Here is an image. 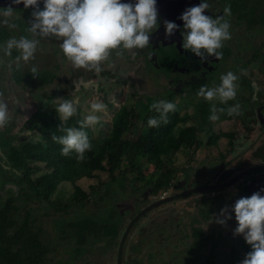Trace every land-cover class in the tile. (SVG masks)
<instances>
[{
    "label": "trees",
    "instance_id": "obj_1",
    "mask_svg": "<svg viewBox=\"0 0 264 264\" xmlns=\"http://www.w3.org/2000/svg\"><path fill=\"white\" fill-rule=\"evenodd\" d=\"M26 11L31 13L33 10ZM15 21L16 29L22 35H29L25 31L26 23ZM6 38V30L0 25V44ZM46 77L45 73L37 76L43 85L47 82ZM53 77L51 75L49 80ZM11 78L15 90L21 82L33 80V75L21 74L14 68ZM27 94L30 91L24 95L18 93L25 100ZM172 97L166 98L170 101ZM138 104L120 107L112 119L109 134L101 139H93L89 127L83 129L93 146L84 154L83 160H78L75 152L61 155L62 146L51 138L53 134L64 135L61 128H79L83 122L79 110L64 122L55 111L59 104L46 106L42 113L34 115L35 120L25 121L14 134L16 143L0 130V264H66L67 261L77 264L82 259L85 262L89 251L98 249L104 240H107L106 250H114L116 264L119 240L127 226L119 224L121 220L117 217H126L128 208L125 204L131 199H139V193L146 188L153 190L152 197L160 188L164 189L160 194L165 192L174 180L172 157L192 144L189 130L179 126L188 122L187 114L175 110L168 114V124L149 128L148 119H158L159 114L151 110L150 105L140 111ZM202 104L193 118L196 123H207L212 114L209 104ZM13 113L9 125L12 130L19 109ZM150 166L152 172L145 174L143 169ZM101 172L107 173L109 183H119L125 190L132 187L133 192L122 203H115L105 189L92 186L88 195L77 187L76 182L80 179H91ZM64 183H69L74 190L66 199L57 195L59 185ZM88 200L93 208L75 214ZM103 210L108 214H103ZM107 251L104 264L110 258ZM94 252L99 255L98 251ZM124 255L123 246L122 264H140L137 260L126 263Z\"/></svg>",
    "mask_w": 264,
    "mask_h": 264
},
{
    "label": "rangeland",
    "instance_id": "obj_2",
    "mask_svg": "<svg viewBox=\"0 0 264 264\" xmlns=\"http://www.w3.org/2000/svg\"><path fill=\"white\" fill-rule=\"evenodd\" d=\"M31 14L32 12L30 13L26 11V9L25 11H17L12 18L13 22L15 23V20H20L24 21V23L27 24V22L31 19ZM0 25L2 28H5L7 34V38L2 42V44H4L8 39L12 37L19 38L20 36H22L21 32H19L16 28L12 29L3 24ZM261 29L264 30V27ZM258 31L256 34L252 33L249 38H247V35L249 33L241 32L243 38L239 41H236V37L233 38L231 36L230 40L225 41V44H227L226 48L228 51H230V54H228V57L225 58V61H223L224 53L222 49L220 50V52L222 53V60L218 64V68L215 71L209 73V75L203 80V82L195 84L188 83L181 87L179 90L182 92V94L179 93V97L173 96L171 98L172 100L170 101H168L167 98H163V100L174 103L176 105V110L180 113H193L196 115L199 113L197 112L198 108L201 109V105H203L202 102L205 101L203 98L197 95L199 88L201 86H207L209 88L218 86L220 84L221 75L231 71L239 77L237 81L239 85L237 93L242 96L241 98L246 97L253 100V103L255 105L251 109L261 106L259 105V102L261 101L257 99L258 96L256 95V90L249 88L248 85V82L252 81V71H249V69H243L239 74V69L237 70L236 67V65L240 63V60L242 59L240 51L244 48L243 46L248 45L246 47L252 49V45L254 43L264 44V35L258 40V42H256V39L258 38ZM60 43L61 41L57 40L56 38L41 39L35 59L28 62L27 64H24L23 67L19 70L21 74L30 75L32 74L31 67L36 66L38 68V73L47 74V82H45V85H43L44 82H42L37 77L33 78V80H26L25 78H23V80L26 81L21 82L20 86L18 85L14 87L15 90H13L12 85H14V82L11 78L12 69L15 68V65L13 64V67L11 69L8 67V65L9 63H12L14 61L15 57L19 53L14 49L12 52V57H5L3 56V53L0 52V94H2L0 95V99H5V102H7L9 106V116H11V113L18 111L19 109L18 120L14 126V129L12 130V128L9 126L11 123L10 117L9 124L4 127L1 132L5 136H7V139L14 140V143L17 142L16 136L14 134L19 132L21 126L25 121L27 122L29 121V119H32L34 115L42 113V109L46 106L51 107V105H55L56 103L58 105L62 99H65L69 96L70 97L68 99H75L78 101L77 110L80 111V115L83 120L87 115L91 114V104L93 102H102L104 105H106V110L104 112L96 113V115L100 117V123L94 127H89L93 139L96 140L101 139L109 134L112 119L115 113L120 109V107L124 105L132 106L139 103V110L142 111L145 105L151 106L154 102L159 101V96L164 97L165 94L159 91H163L162 87L164 84L162 81H164V79L155 69L151 67L147 68L143 72H141L143 75H139L136 71L135 74H132L131 72L133 71V69L135 67L139 68V66L133 65V63L129 62L128 64L124 63L119 58V56H117V59L114 53L115 56L113 55V58L110 57L109 62L114 67H116V69L113 71V69L110 68L111 66H108L107 64L102 66V73L109 72L112 74V76H110V79L108 78V80L104 77L94 78L90 71L75 68L71 64V62L65 58L60 49ZM255 47L257 46L255 45ZM245 52L247 53V51ZM260 72L264 78V68L260 69ZM85 73H87V75H85V78L83 79L82 77ZM51 75H54L52 81L49 80V78H51ZM182 76H180V78H182ZM85 79L86 81H84ZM48 82L49 84H46ZM83 82L85 83L84 85L88 90L86 91V93L82 92L83 90L81 87V83ZM90 90L96 91L90 93ZM27 91H30V94H27L28 96L26 97V100L22 99L18 95V93H20V95H24V93H26ZM251 91H253V97L257 96L256 99L251 98ZM82 96H85V99L82 98ZM232 101L233 102L227 103V107H230L231 104L234 103L233 106L239 104L241 108L240 110H246V106H242V102L245 100L242 101L241 99H237L236 95L235 100ZM205 102L210 105L220 103L219 101ZM109 104H111L112 107H109ZM225 114H227V112H225ZM235 117L240 118V116ZM33 119L35 120V118ZM241 121V119L235 120L238 125L241 124ZM33 130H36V128H33ZM228 131L231 132V128ZM261 146L258 147L259 149L257 153L259 154L258 156L264 158V144ZM172 161L175 164L174 166L179 165L181 161L180 155L173 156ZM190 166H192L195 170H193V172L190 171L189 174H186L183 178H181L180 185L187 184L186 186L199 187L206 181H208L207 183H209V173H207L206 163L200 162L198 160H193ZM152 170V166L143 169L145 174L152 172ZM96 174L97 176H95L94 178H83L77 181V187H79L83 193L88 195L91 191L92 186H94V188L98 187L101 190L105 189V191L109 192V198L115 199V203H122L126 198H128L127 196L133 192L132 187L126 188L125 190L123 186L118 185L119 183H109V177L105 172ZM183 188L184 186L178 187L177 190ZM163 190L164 189L162 188L158 189L155 193V196H151L148 199L147 197L144 198V193L140 192L139 194H141V197H138L139 199L135 198L129 200V202L125 204L128 208V211L126 210V217H124L123 215L117 217L119 220H121L119 221V224L122 223V226L124 227L127 224L126 218L130 217L134 213L136 214L142 211L143 207L145 208L149 204L151 205L155 202L154 200H159V197L162 196L160 192H162ZM73 191V187L69 183L60 184L57 190V195L66 199L71 195ZM201 197H203V195ZM89 198H91V196H89ZM198 205V200L195 198H191L179 203H165L157 208L155 207L149 210L147 212V216H145L143 219H139L138 223L133 226L132 230L130 231L128 239L124 244V261L128 263L137 260L140 264H202L205 261L206 257L203 256L202 253H205L207 249V240L200 243L192 242L190 245V241L187 236L182 237V235L186 234L189 236L190 231L193 234V231L189 227V224H195L197 226L200 225L201 220H199V216L196 213H199L203 216V218H206V220L204 221L205 224L203 225L204 227L202 229L201 227L195 228L196 231H200L199 233L202 232L203 234H205L204 229H206L207 227L208 229H210L212 225H215V221H211L209 219V215L214 214V216H217L216 219L218 217L221 218L219 216L221 211H215L212 208V203L209 207L208 202L203 204L200 209L201 212H198ZM174 206V212H176V215L178 214L177 211L180 209H182L185 214L189 213L188 217H181V215L179 214V217L181 219L179 222L175 223L179 224L180 227L182 225H185V227L182 228L184 231V233L182 234L180 232V229L177 228L174 223H170L168 224V226H165L166 223L163 221L159 225V221L155 222L157 216H161V214L167 211L169 207ZM92 208L93 206L91 204V201L88 200L85 207L82 210L77 211V213L75 212V214H81L83 211H87ZM102 213L107 215L108 211L103 210ZM71 214L72 212H70L69 215ZM195 214L197 215L196 218ZM192 216L194 217L192 218ZM186 224L188 226H186ZM50 226H52V224H50ZM221 226L223 228L224 225H220V227ZM159 232L162 234L163 240L159 239ZM106 241L107 240H104V242L102 241V244L100 243V245H98L99 250H90L88 255L85 257V262L83 261L82 257H80L79 260L82 259V261H79L77 264H104L103 258L107 257ZM94 251H98L99 255ZM222 252H224V254L218 260V264H233L232 262L227 260L226 251ZM114 253V250L108 252V256L110 258L105 261V264H114ZM60 254L63 255V257H66L62 252H60ZM100 256L102 258H100ZM66 264H69V261H67Z\"/></svg>",
    "mask_w": 264,
    "mask_h": 264
},
{
    "label": "flooded vegetation",
    "instance_id": "obj_3",
    "mask_svg": "<svg viewBox=\"0 0 264 264\" xmlns=\"http://www.w3.org/2000/svg\"><path fill=\"white\" fill-rule=\"evenodd\" d=\"M121 2L130 3L134 2V0H121ZM206 2L210 7L204 14L213 18L224 16L223 10L225 5H231V16L225 17V19L229 21L231 26L229 31L233 38L236 37V41L243 38L241 32L249 33L247 35V38H249L252 33L256 34L258 30L263 31H258L256 42L264 35V30L261 29L264 27V0H206ZM156 3L159 27L151 34L150 44L143 49H135L130 52L126 50L125 54L119 56V58L124 63L128 64L129 62L139 66V68L133 67L132 74H135L136 71L139 75H143L141 72L150 67L159 72L164 79V81H162L164 84L162 87L163 91H159L165 95L164 97L159 96L158 99L163 100V98H168V96L172 95L179 97L180 94H182L179 89L188 83L195 84L203 82L209 73H212L218 68V64L221 62L222 58L216 60L215 57H208L206 61L202 62L199 57H196L190 51H186L181 47L183 42V21L179 19V17L187 8L199 5L201 0H156ZM164 21L174 22L178 25L177 32L170 39L165 38ZM226 45L227 44L223 42V47H225L221 48L224 53L223 61H225V58L230 54ZM253 45L252 49L246 47L248 45L243 46L244 48L240 51L242 59L236 67L237 70L239 69V74L243 69L252 71V81H249L248 85L249 88L256 90V95L258 96L256 97L261 101L259 102L261 106L251 109L255 105L253 100L246 97L241 98L242 96L237 93V99H241L242 101L245 100L242 102V106H246V110H240L239 114H233L231 116L225 114L228 104L221 103H215V105L218 109L223 108L225 111L222 113L217 112L219 119L216 121L208 119L207 123H196L193 121V118L196 117L197 114L187 113L190 117L188 122L183 125L180 124L179 126L189 130L192 144L189 148L183 149L178 153L181 161L179 165L173 168L172 174L174 180L171 182L170 186H168L164 196L160 199L181 196L189 190L199 187H209V190L202 194L203 197H201V194L193 193L185 198L174 199L168 202V204L173 202L179 203L187 199L195 198L199 203L197 207V211L199 210L198 212H201L200 209L203 204L208 202L209 207L212 203V208L218 212L225 207L231 209L238 199L250 197L254 193L264 189V158L258 156L259 154L257 153L258 147L264 144V78L260 72V69L264 68V44L254 43ZM255 45L258 48L255 47ZM245 51H247V53ZM113 55L111 56L112 58ZM115 57L117 58V56ZM105 64L111 66L110 68H112L113 71L116 69L109 61L102 64V66ZM87 73L84 74L82 77L83 79ZM91 74L94 78L104 77L110 79V76H112L109 72L95 74V71H91ZM180 76H182V78H180ZM84 81H86V79ZM84 84V82L81 83L82 92L86 93L88 90ZM96 90H90L89 92L92 93ZM84 97L85 96H82V98ZM256 97H253V91H251V98L256 99ZM233 105L234 103L231 104V106ZM211 107L212 104H209L210 109ZM197 112H199V108ZM235 116H240V118H236ZM237 119L242 120L241 124L238 125L237 122H235ZM230 128L231 132L228 131ZM193 160H198L207 164L206 169L207 173H209V183L206 181L199 187L186 186L187 184L180 185L181 178L189 174L190 171L193 172V170H195L190 166ZM183 186V189L177 190L178 187ZM142 193H144V198L147 197L148 199L151 197V194H153V190L146 188ZM261 195H264V192H261ZM145 208L143 207V209ZM174 211L175 206L169 207L161 216L155 217V222L159 221V225L163 221L166 223L165 226H168L170 223L175 224L179 222L181 219L179 217L180 215L181 217L189 216V213L185 214L182 209L177 211V215ZM138 213L132 214L127 224ZM196 214L199 216V220H201L200 225L189 224L193 234L190 231L189 236L185 234L182 235V237L187 236L190 245L192 242L200 243L207 240V249L205 253H202L203 256L206 257L202 264H218V260L224 254L222 251H226L227 260L233 264H241V261L245 258L246 254L251 251V248L242 235L234 234L235 228L237 227L234 212H229L232 219L228 220L223 228L222 226L220 227L221 224L216 222V215H209V219L215 221V225H212L210 229H208V227L204 229L205 234L202 232L199 233L200 231H196L195 228L201 227L202 229L206 218H203L199 213ZM196 214L195 218L197 216ZM145 216H147V213L140 219H143ZM193 217L194 216H192V218ZM138 221L133 226H135ZM175 226L180 229L181 234L184 233L182 228L185 227V225L180 227L179 224H175ZM186 226L188 225L186 224ZM159 239L163 240L161 233L159 234Z\"/></svg>",
    "mask_w": 264,
    "mask_h": 264
},
{
    "label": "clouds",
    "instance_id": "obj_4",
    "mask_svg": "<svg viewBox=\"0 0 264 264\" xmlns=\"http://www.w3.org/2000/svg\"><path fill=\"white\" fill-rule=\"evenodd\" d=\"M41 0H11L6 8H0V24L15 29L13 22L14 5L23 4L25 9L32 8L30 21L25 31L29 35L19 38L12 37L4 44H0V52L5 57H12L15 49L19 54L8 67L13 64L19 71L24 64L33 61L39 48L41 39L56 38L61 41L60 49L65 58L77 69L103 71L102 64L108 62L115 53L123 56L125 51L143 49L150 44L152 33L158 29V9L156 0H134L122 3L121 0H43V9L39 5ZM210 7L206 0H201L197 6L187 8L179 17L183 21V42L181 47L190 51L202 62L208 57L222 58L219 51L223 42L231 39L230 23L225 17L231 16V5H225L224 16L213 18L204 13ZM165 38L170 39L178 30L174 22L164 21ZM31 37V38H30ZM39 37V38H37ZM33 78L38 76V68L31 67ZM239 77L229 71L221 75L220 84L209 88L201 86L197 95L205 101H219L227 104L235 100L237 81ZM2 95V94H0ZM78 101L62 99L55 109L61 121H68L77 112ZM106 110L102 102L91 104V114L87 115L79 128H61L64 135H52V140L62 146L61 155L68 156L75 152L78 160L84 159V154L92 150V144L83 129L94 127L100 123L96 113ZM151 110L159 114V118L151 117L147 121L149 128H158L161 123L168 124V114L175 112L176 105L166 100H159L151 105ZM212 104L211 121L219 119L217 112H224ZM229 116L239 114L240 105L227 108ZM10 122L9 106L0 99V129ZM166 191V190H165ZM264 189L250 197L238 199L231 209L221 210L216 222L224 225L234 212L237 227L235 235H242L251 251L246 254L241 264H264ZM162 195V194H161Z\"/></svg>",
    "mask_w": 264,
    "mask_h": 264
},
{
    "label": "water",
    "instance_id": "obj_5",
    "mask_svg": "<svg viewBox=\"0 0 264 264\" xmlns=\"http://www.w3.org/2000/svg\"><path fill=\"white\" fill-rule=\"evenodd\" d=\"M11 3V0H0V8H6L7 6H9V4ZM157 4V3H156ZM40 9H43V0H41V3L39 5ZM25 9L23 4H19V5H14V10H22ZM33 10L32 8H28ZM209 190V187H199V188H195L192 190H189L187 193L181 195V196H175V197H171V198H164V199H159L156 200L154 203H152L151 205H149L148 207H146L145 209H143L142 211H140L130 222L129 224L126 226L123 235L120 239V242L118 244V248H117V252H116V264H122V252H123V246L125 241L127 240L131 229L133 228V225L142 217L144 216L145 213H147L149 210H151L152 208H157L165 203L171 202L174 199H179V198H185L186 196H188L189 194H202L205 191Z\"/></svg>",
    "mask_w": 264,
    "mask_h": 264
},
{
    "label": "built area",
    "instance_id": "obj_6",
    "mask_svg": "<svg viewBox=\"0 0 264 264\" xmlns=\"http://www.w3.org/2000/svg\"><path fill=\"white\" fill-rule=\"evenodd\" d=\"M164 194H165V192H163V193H162V196H161V197H159V198H162V197L164 196Z\"/></svg>",
    "mask_w": 264,
    "mask_h": 264
}]
</instances>
